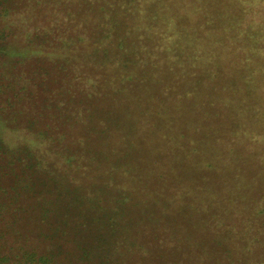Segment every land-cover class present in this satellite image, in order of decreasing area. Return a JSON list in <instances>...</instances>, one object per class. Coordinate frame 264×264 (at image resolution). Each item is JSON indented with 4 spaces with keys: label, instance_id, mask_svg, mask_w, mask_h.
I'll return each instance as SVG.
<instances>
[{
    "label": "trees",
    "instance_id": "1",
    "mask_svg": "<svg viewBox=\"0 0 264 264\" xmlns=\"http://www.w3.org/2000/svg\"><path fill=\"white\" fill-rule=\"evenodd\" d=\"M240 6L7 0L9 23L22 20L15 30L48 44L18 57L8 51L0 264H173L176 250L179 264H264V209L248 188L264 190V102L234 97V116L222 107L214 124L218 148L207 134L202 150L196 119L174 113L180 75L191 62H213L203 44L185 40L190 30L215 40L217 52L225 39L257 46L262 10L242 20ZM153 39L179 41L186 64L141 58L138 46ZM153 88L154 98L145 92ZM143 139L163 151L149 155Z\"/></svg>",
    "mask_w": 264,
    "mask_h": 264
},
{
    "label": "rangeland",
    "instance_id": "2",
    "mask_svg": "<svg viewBox=\"0 0 264 264\" xmlns=\"http://www.w3.org/2000/svg\"><path fill=\"white\" fill-rule=\"evenodd\" d=\"M247 2L249 7L245 5ZM232 3L234 6V2ZM240 4L242 5L240 6L242 9L241 15H243L242 20L252 16L253 11L261 9L262 11L259 12L258 15L261 17L260 22L264 21L263 0H259L258 2L240 0ZM250 6H253L254 9H250ZM171 13H173L172 10ZM173 15L175 19L177 18V21L179 19V24L182 25V20L180 18L181 14L175 12ZM21 22L22 20L17 21L14 26L9 23V20H7V0H0V88L3 89V93H0V110L3 106H7V102H5L4 99L7 98V59L9 58L8 56L10 50L14 49V52H16L14 57H18L23 55L24 51V53H26V51L30 53L33 48L39 49L42 48L40 46H47L46 44H48H44L42 42L43 40L40 39L31 41L33 37L32 35L26 37V35L21 34V31L17 32L15 28H19L21 26ZM22 27L23 25L20 28L22 29ZM259 27L260 30L264 29V25H260ZM160 30L161 26L157 25L155 28V34ZM186 32L187 29L184 28L183 33L185 35H187ZM195 32L196 30H190L188 39L186 37L185 40L190 41L194 45L196 44L195 40H197L198 45L203 44V50H206L208 53L210 52V61L213 62H191L192 66L190 67L186 65L189 70L180 75L181 82L179 91L177 92V97L175 98L177 106L174 113L180 114L177 117L179 119H189V115L192 116L190 120L196 119V128L194 133L200 144L199 150H202L204 147V137L207 134L211 137L212 147L218 148L214 145L215 143H213L214 124L215 121H217L218 114L221 113V108L224 107L226 109V115H233L232 106L235 105L234 97H238L237 103L241 102L242 98H245L247 101L254 102L256 101V97H258V100H260L261 103L264 102V100H262L264 98V32L260 34L257 33V38L259 40H256L257 46L255 47L257 48L255 50V47L252 48V42L244 40L247 38H241L237 41L227 39L223 40L226 41L225 44L227 47L223 46L221 52H217L214 46L215 40H199L195 36ZM216 33H219V31ZM223 35L226 38L231 36L225 33H223ZM30 41L31 44H34L31 45ZM49 41L53 42L54 40ZM168 41L169 44H167ZM51 48L53 50L55 47ZM136 51L141 53V58L149 60L148 62L152 60L159 61L172 58L176 61V63L165 61L164 64L179 66L180 64L185 63L184 51L181 48L180 42L176 40H146L143 45L138 46ZM194 56L200 57L201 55L200 53L195 52ZM20 69L24 68L20 67ZM181 70H185V68H181ZM242 77L248 79V81L240 83L239 79ZM240 88L243 89V92L245 93L249 92L250 94L248 93V95H250V97L246 96ZM145 92H149L153 98L154 96H157L158 93L157 89L154 90V88L146 90ZM246 105L247 104L244 105L242 103L240 107L236 108L237 113L240 114ZM6 110L5 112L7 114ZM0 113L2 112L0 111ZM204 115L211 116L207 121H202L201 116ZM176 126L177 125H175V127ZM179 127L183 130L189 128L188 126L180 125ZM143 141L147 144L144 150L147 151L149 155H154L163 151L160 144L156 141H151L149 139H143ZM181 159L183 162H186L183 155ZM259 159L264 165V152L261 154ZM171 162H173L172 159ZM223 164H226V162ZM169 167L173 171L178 170V166L174 164H170ZM248 188L253 194V199H255L256 204L264 209V190L254 185H249ZM173 257V264H179V251L176 250Z\"/></svg>",
    "mask_w": 264,
    "mask_h": 264
}]
</instances>
